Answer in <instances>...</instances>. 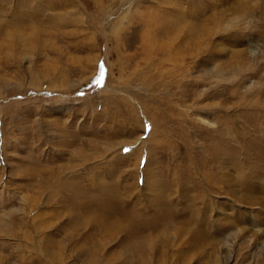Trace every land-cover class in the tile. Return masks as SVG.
Wrapping results in <instances>:
<instances>
[{
  "label": "rangeland",
  "instance_id": "rangeland-1",
  "mask_svg": "<svg viewBox=\"0 0 264 264\" xmlns=\"http://www.w3.org/2000/svg\"><path fill=\"white\" fill-rule=\"evenodd\" d=\"M0 264H264V0H0Z\"/></svg>",
  "mask_w": 264,
  "mask_h": 264
}]
</instances>
